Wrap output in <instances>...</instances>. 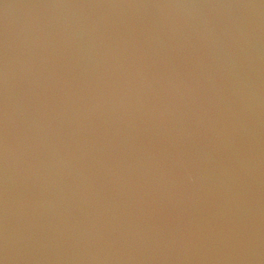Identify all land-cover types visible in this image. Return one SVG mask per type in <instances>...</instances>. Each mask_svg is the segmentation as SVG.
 I'll return each mask as SVG.
<instances>
[{
  "label": "water",
  "instance_id": "water-1",
  "mask_svg": "<svg viewBox=\"0 0 264 264\" xmlns=\"http://www.w3.org/2000/svg\"><path fill=\"white\" fill-rule=\"evenodd\" d=\"M0 264H264V0H0Z\"/></svg>",
  "mask_w": 264,
  "mask_h": 264
}]
</instances>
